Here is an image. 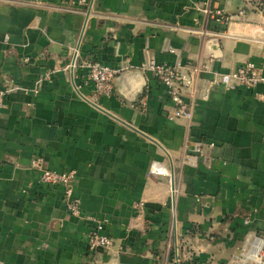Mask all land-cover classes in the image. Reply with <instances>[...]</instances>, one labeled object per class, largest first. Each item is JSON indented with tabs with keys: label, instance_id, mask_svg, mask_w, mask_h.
Returning <instances> with one entry per match:
<instances>
[{
	"label": "crops",
	"instance_id": "obj_1",
	"mask_svg": "<svg viewBox=\"0 0 264 264\" xmlns=\"http://www.w3.org/2000/svg\"><path fill=\"white\" fill-rule=\"evenodd\" d=\"M62 5L0 0V93L19 87L0 98V264H227L249 234L264 237V84L216 87L188 123L168 118L166 89L141 69L264 71V0H95L89 18ZM75 47L83 63L129 68L111 96L91 102L87 70L63 71ZM38 160L77 172L82 218L39 181ZM93 219L111 250L89 249Z\"/></svg>",
	"mask_w": 264,
	"mask_h": 264
},
{
	"label": "built area",
	"instance_id": "obj_2",
	"mask_svg": "<svg viewBox=\"0 0 264 264\" xmlns=\"http://www.w3.org/2000/svg\"><path fill=\"white\" fill-rule=\"evenodd\" d=\"M62 10L68 13H82L89 18L95 0H61ZM27 4L42 5L44 0H25ZM209 19L220 24L227 25L232 17L223 13L220 8H203L201 10ZM242 14V13H240ZM209 32L204 31V36ZM71 57L63 68V71L74 73L83 68L87 72L84 76V85L92 89L90 101L95 103L102 97H109L114 91V80L129 68H113L100 62H81L79 48H73ZM152 76L166 89L167 96L173 104V110L168 115L171 120L184 119L191 123L194 119L195 109L199 101H208L211 92L216 87H223L226 90H235L239 87L248 89L264 84V71L253 62H246L228 73H215L212 78L206 79L205 74L209 72V65L205 63H189L169 65L159 63L154 58H147L141 68ZM50 78V75L44 79ZM40 83V82H39ZM13 86L0 93V98L18 90ZM264 99V95L260 96ZM188 152V147L185 148ZM197 152H201L199 148ZM36 168L39 172V181L44 185L62 187L69 213L73 217L82 218L83 209L81 201L74 193V183L77 179L75 170L63 172L53 171L43 167L42 160H38ZM150 173L156 176L169 178L171 183V195L175 197L176 190L173 186L171 172L162 164L154 163ZM95 228L89 233L88 247L91 251H109L113 248V239L105 233V222L93 219ZM249 222L246 221V224ZM264 264V237L258 234H249L246 243L235 257L234 264ZM174 264H181L178 256L175 257Z\"/></svg>",
	"mask_w": 264,
	"mask_h": 264
},
{
	"label": "rangeland",
	"instance_id": "obj_3",
	"mask_svg": "<svg viewBox=\"0 0 264 264\" xmlns=\"http://www.w3.org/2000/svg\"><path fill=\"white\" fill-rule=\"evenodd\" d=\"M237 255L233 256L227 264H234V259ZM237 264V263H236Z\"/></svg>",
	"mask_w": 264,
	"mask_h": 264
},
{
	"label": "trees",
	"instance_id": "obj_4",
	"mask_svg": "<svg viewBox=\"0 0 264 264\" xmlns=\"http://www.w3.org/2000/svg\"><path fill=\"white\" fill-rule=\"evenodd\" d=\"M191 229L195 230V229H197V227H192ZM197 230H199V229H197Z\"/></svg>",
	"mask_w": 264,
	"mask_h": 264
},
{
	"label": "water",
	"instance_id": "obj_5",
	"mask_svg": "<svg viewBox=\"0 0 264 264\" xmlns=\"http://www.w3.org/2000/svg\"><path fill=\"white\" fill-rule=\"evenodd\" d=\"M117 79H118V78H116V79L114 80V84H115V82H116Z\"/></svg>",
	"mask_w": 264,
	"mask_h": 264
}]
</instances>
